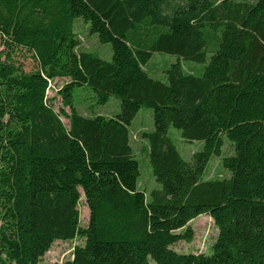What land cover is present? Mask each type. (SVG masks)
<instances>
[{
  "label": "trees",
  "instance_id": "16d2710c",
  "mask_svg": "<svg viewBox=\"0 0 264 264\" xmlns=\"http://www.w3.org/2000/svg\"><path fill=\"white\" fill-rule=\"evenodd\" d=\"M79 18L111 44L112 60L77 51ZM0 36V264H39L55 241L76 238L73 258L54 264H264V0H0ZM157 51L178 57L166 81L145 68ZM209 53L201 75L184 70L182 60ZM63 77L57 112L47 90ZM86 87L98 106L120 99L121 112L81 114L75 91ZM144 107L151 199L129 129ZM171 128L204 142L191 161ZM224 134L229 177L204 179ZM201 214L218 228L211 251H176Z\"/></svg>",
  "mask_w": 264,
  "mask_h": 264
},
{
  "label": "rangeland",
  "instance_id": "374dc122",
  "mask_svg": "<svg viewBox=\"0 0 264 264\" xmlns=\"http://www.w3.org/2000/svg\"><path fill=\"white\" fill-rule=\"evenodd\" d=\"M253 1V0H248ZM74 30L79 39V46L77 51H94L97 52L105 60H112L113 50L110 43H102L99 41L96 34L91 33L90 25L79 18L74 22ZM0 36V51L4 49ZM211 53L207 56L206 63H199L190 60H182L183 68L188 73L201 75L204 72L205 66L208 64ZM16 57L24 66V69L30 71L35 68L36 62L28 52H20ZM2 59L5 56L1 57ZM178 57L166 52H154L153 57L146 65V70L150 75L156 79L166 81V70L174 62H177ZM70 79L68 77L55 78L52 80L47 96L49 103L53 105L54 109L59 112L64 105L62 98L57 94V91ZM75 106L78 111L85 116L103 115L105 117H114L121 112V101L115 96H112L108 103L104 105H97L93 91L89 88H80L75 91ZM69 113V107H65ZM62 120L69 126V119L62 116ZM131 144L134 149L135 158L140 164V177L138 187L145 190L147 198L151 199V191L158 185L149 161L148 155V141L143 139L142 134L144 131H152L154 129L153 110L151 108H141L137 116L132 121L130 127ZM170 136L176 143L181 155L186 161H191L194 153L200 151L204 147V142L195 140L188 142L184 140L180 130L171 128L169 131ZM224 146L221 156H213L207 166L204 179H215L229 177V172L222 165V157L234 153L233 145L224 134ZM81 199L79 203L80 210V223L83 227L88 225L89 222V209L86 205L85 197L82 189ZM189 226L193 229L194 235L191 241H180L174 245V249L178 252H193V253H209L212 244L218 235V228L214 223L212 217L201 214L190 221ZM82 238L74 240L61 241L57 240L53 243L50 250L43 256L39 264H54L63 263L73 258L74 247L83 244Z\"/></svg>",
  "mask_w": 264,
  "mask_h": 264
}]
</instances>
